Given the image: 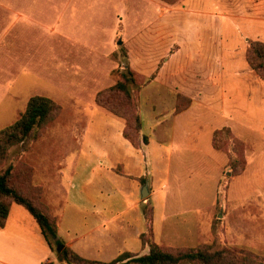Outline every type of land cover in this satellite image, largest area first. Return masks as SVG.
Returning a JSON list of instances; mask_svg holds the SVG:
<instances>
[{
  "label": "crops",
  "instance_id": "crops-1",
  "mask_svg": "<svg viewBox=\"0 0 264 264\" xmlns=\"http://www.w3.org/2000/svg\"><path fill=\"white\" fill-rule=\"evenodd\" d=\"M210 1L201 0L189 9L197 17L186 21L187 31L177 19L154 20L155 31L148 36V44L157 50L154 68L148 70L138 53L143 64L130 66L145 78L138 88L132 87L138 91L140 117L136 146L123 136L124 120L94 102L93 93L112 82L110 69L101 79L92 68L79 69L76 74L93 92L73 152L57 149L53 153L58 162L43 160L39 169L27 163L33 185L41 188V202L56 220L57 236L80 257L108 262L125 251L145 254L148 246L139 236L149 225L156 243L172 247L209 243L215 222L221 235L234 239L231 244L264 234V159L246 151L245 169L224 179L227 153L212 146L213 132L223 127L240 140L248 136L259 142L258 130L238 117L245 105L248 116L253 112L257 122L264 120V81L242 83V68L233 61L225 68V53L211 50L209 10L216 5ZM110 6L122 13L129 60L135 49L146 46L147 35L126 29L144 25L139 6H162L160 2L0 0V58L48 52L62 59L71 57L69 53L81 58L86 44L107 54L114 34L113 14H107ZM130 11L138 12L135 18H126ZM190 28L196 30L194 35ZM211 59H219L213 68ZM224 74L234 75L233 81L224 83ZM145 205L151 207L150 223L143 214ZM29 215L23 207L11 205L0 229V264L53 260Z\"/></svg>",
  "mask_w": 264,
  "mask_h": 264
},
{
  "label": "rangeland",
  "instance_id": "rangeland-1",
  "mask_svg": "<svg viewBox=\"0 0 264 264\" xmlns=\"http://www.w3.org/2000/svg\"><path fill=\"white\" fill-rule=\"evenodd\" d=\"M155 1L160 2L162 6H139L140 10L138 12L145 20L141 28L131 27L126 29L133 30L131 34H136L137 36L140 33L147 35L146 46L141 50L135 49L129 60L126 58V49L123 44L125 34L122 32V23L120 21L122 13L116 9L117 6H110L107 12L108 15L110 13L111 15L113 14L112 18L114 17L113 46L109 48L107 54L102 53L100 55L98 52L92 51L90 45L86 44L85 50L81 51L84 53L80 52L84 55L81 58H74L72 57L74 54L69 53L71 57L62 59L57 57L55 52L41 53V55L32 53L33 56L29 58H0V129L18 119L25 109L27 100L33 95L49 97L60 106L59 112L52 120L45 124L44 128H34L23 141L8 148L5 160L0 168H5L7 165L15 164L18 161L29 163L39 169L40 165L44 162L43 160L45 162L50 161V163L58 162V156L54 155L57 149L64 148L73 152L75 148L74 137L82 125L81 118L89 113L88 104L93 92L91 88L89 89L91 85H86L87 80L80 79L81 76L76 74V72L79 69L87 71L92 68L93 71L96 70L98 72V77L101 79V74L103 75V72L107 68L110 69L108 75L112 82L106 88H109L117 80H121V78L129 87V82L127 83V78L129 77L128 70L130 69L134 72V69L130 66L134 65L138 67V64L141 65L143 64V60H146L145 67L151 71L154 68H152V65L157 50L154 48L155 45L153 46L152 43L148 44V36L152 37L155 31L153 26L154 20L159 18L168 20L170 18L177 19L184 22V29L187 31L186 21L197 17L189 9L197 7L195 5L201 2V0ZM210 3L211 5H216L210 6L209 10L211 50L217 51L220 49L225 53L227 58L224 65L225 68L227 66L230 67V62L232 61L237 68H242V73L239 76L242 83H253L257 79L264 81L255 70L250 68L245 56L250 42L260 41L264 43V0H211ZM129 7L134 8V6ZM138 12L130 11V14L127 12L126 18L132 16L135 18ZM195 31L194 29H189L190 34L194 35ZM135 46H137L136 43ZM85 52L87 53L86 55ZM137 53L143 57V60L137 57ZM216 61H219V59L210 60L211 68H213V62L215 63ZM90 76L93 77L92 74L86 75L87 78ZM233 77L234 75L232 74H224L223 82H231L233 81ZM141 79L145 80L144 77H141ZM138 84L139 80L134 88L138 87ZM132 87L133 85L130 86L131 91ZM103 89H99L98 91L101 92L100 90ZM98 91L93 93V99ZM100 94L104 95L102 92ZM230 94L231 92H228L229 96H231ZM245 94L246 97H249L247 92ZM111 96L114 100L125 101L123 98L124 94L121 91H115ZM246 110L248 112L245 114ZM248 114L249 108L243 105L238 119L244 125H253L258 130L262 135H260L261 139H259L258 143L251 141V138L248 136H245L247 139L249 138L248 140L246 138L245 140H240L232 133L229 139H223L224 133L220 134L216 137L215 141L219 145L223 143L224 149L228 150L229 153H235V140L232 141V139L240 140L245 164L246 158L244 152L246 153V151L248 153L257 152V154L259 153L258 156L264 159V120L257 122L253 117V112L249 116ZM240 167L241 164L238 163L236 171ZM226 169L228 170V176H221V178L226 179L232 175V170L230 168ZM37 177H39V171L36 170ZM23 226L29 235L32 234L28 223L23 221ZM212 231L211 239L207 243L209 245L207 248L209 252H214L224 247L231 248L235 253L241 250L242 254H237L239 257L236 262L237 264H264V234L256 237L252 236L249 238L250 241L248 240V236H245L247 239L241 237L240 244H231L229 242L234 241V239L221 235V229L216 225V222L212 225ZM55 248L56 246L53 243L52 251L50 250L53 260L49 261L50 263L46 262L44 264H69L58 260L59 256L57 252L60 250L56 252ZM134 255L137 256V253ZM233 261L235 262V259ZM180 264H190V262L182 261Z\"/></svg>",
  "mask_w": 264,
  "mask_h": 264
},
{
  "label": "trees",
  "instance_id": "trees-1",
  "mask_svg": "<svg viewBox=\"0 0 264 264\" xmlns=\"http://www.w3.org/2000/svg\"><path fill=\"white\" fill-rule=\"evenodd\" d=\"M245 56L250 68L255 70L264 80V43L260 41L250 42ZM128 71L127 83L129 82V87L121 78L109 88L100 90L105 96L98 91L94 96V102L99 107L124 120L123 136L136 146L140 129L137 88L141 85V77L130 69ZM138 80V87L136 86L137 88L131 91L130 86H135ZM115 91L123 92L124 102L112 98L111 95ZM59 110L60 106L46 96L33 95L29 97L25 109L18 119L0 129V167L3 165L9 147L23 141L34 128H44L45 124L52 120ZM223 133V139L230 138V129L223 127L215 130L212 135V146L227 153V168L232 170V175H237L245 166L242 144L240 140L232 139V141L235 140V153H229L228 150L224 149L223 143L222 145L215 143L216 137ZM238 163L241 164V167L236 171ZM13 204L23 207L31 215L51 251L53 243L56 246V252L57 246H62L60 251L57 252L58 260L69 264H120L122 262L125 264H180L182 261L190 262V264H237L236 262L239 259L237 254H242L241 250L235 253L234 250L226 247L209 252V249H207L208 244H200L194 247L162 246L154 241L152 229L149 225L147 231L139 236L141 244L148 246V251L145 254L136 256L130 252H122L108 262L82 258L64 246L63 241L57 236L56 220L41 202V188L32 183L31 166L18 161L15 164L7 165L5 168H0V229L4 227L10 207ZM143 214L147 222L150 223L152 212L149 205L144 206ZM233 259H235V262Z\"/></svg>",
  "mask_w": 264,
  "mask_h": 264
},
{
  "label": "water",
  "instance_id": "water-1",
  "mask_svg": "<svg viewBox=\"0 0 264 264\" xmlns=\"http://www.w3.org/2000/svg\"><path fill=\"white\" fill-rule=\"evenodd\" d=\"M118 43H120V42H118ZM61 247H62L61 245H58L57 246V251H59L61 249Z\"/></svg>",
  "mask_w": 264,
  "mask_h": 264
}]
</instances>
